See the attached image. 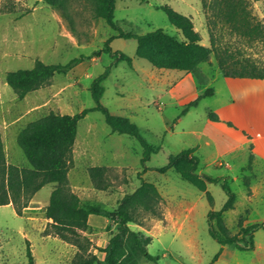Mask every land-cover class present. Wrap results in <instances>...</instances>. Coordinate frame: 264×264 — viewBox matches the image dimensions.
<instances>
[{
    "label": "rangeland",
    "instance_id": "rangeland-1",
    "mask_svg": "<svg viewBox=\"0 0 264 264\" xmlns=\"http://www.w3.org/2000/svg\"><path fill=\"white\" fill-rule=\"evenodd\" d=\"M215 0H116L115 20L125 31L145 33L162 28L182 37L163 6L192 17L203 43L214 39L222 51L249 58L264 67V36L250 39L232 30L213 6ZM251 17L264 26V0H243ZM95 0H69L64 15L43 0H0V128L9 162L29 166L18 144L19 130L50 112L76 114L95 106L91 86L109 66L101 102L117 115L136 123L148 142L160 147L144 164L143 146L134 136L113 132L105 116L92 110L79 121L71 153L69 184L83 201L116 209L142 178L153 182L162 195L160 215L138 209L129 226L149 239L148 250L157 261L137 255L139 264H264V228L254 232L255 247L240 250L222 245L210 233L209 212L221 210L228 200L226 180L236 193L235 207L223 221L230 234L264 222V155L254 154V144L264 145V79L228 78L214 54L194 71L153 66L137 56L134 38H113L114 52L133 58L116 62L102 52L87 58L65 73L54 75L44 86L19 99L6 82L8 71L29 69L37 60L65 64L81 55L92 56L116 31L96 15ZM208 88L205 96L186 113L188 102ZM218 115L215 121L211 115ZM231 122L232 125L229 123ZM194 148L200 160L198 172L220 178L207 182L201 191L171 167L172 155ZM107 166L109 187H96L89 168ZM146 169H145V167ZM53 184L34 194L23 215L12 204L0 205V264H29L27 241L36 264H77L81 250L58 235L48 234L45 213ZM216 228L217 219L213 220ZM114 221L92 214L82 234L91 246L85 255L101 259L113 235ZM220 253L218 259L215 256Z\"/></svg>",
    "mask_w": 264,
    "mask_h": 264
},
{
    "label": "trees",
    "instance_id": "trees-1",
    "mask_svg": "<svg viewBox=\"0 0 264 264\" xmlns=\"http://www.w3.org/2000/svg\"><path fill=\"white\" fill-rule=\"evenodd\" d=\"M47 4L59 9L64 15L69 0H43ZM116 0H95V12L103 18L115 31L106 40L105 46L93 53L92 56L81 55L62 64H48L37 60L35 66L29 69L8 71L6 82L11 85L19 99L44 86L54 75L65 73L87 58L107 52L115 55L117 61H127L130 65L133 58L123 52H114L110 42L113 38H134L137 41V56L147 59L153 66L165 69H178L192 72L201 63L208 61L215 55L224 76L228 78H257L264 79V67L249 58H236L228 51L220 50L211 39V44L203 43V36L195 28L191 16L186 15L170 6H163L170 22L178 29L181 38L171 35L162 28L145 33L125 31L115 20ZM213 6L217 15L222 17L232 30L250 39L264 36V26L255 21L243 0H215ZM109 66L99 75L91 86L95 106L84 108L76 114L50 112L28 122L17 135V141L22 148L29 166H21L8 161L5 143L0 128V205L12 204L18 215H23L24 209L39 190L46 184L52 183L45 213L50 219L48 234L58 235L63 240L76 245L81 252L77 254V264H139L137 255L149 260L157 261L158 257L148 250L149 239L141 231L133 230L130 222H135V212L138 209L160 215L161 192L153 183L142 178L140 185L131 193H127L116 209H108L94 202H85L72 190L69 184L70 158L78 134L79 121L92 110H98L105 116L106 123L113 132L134 136L143 146L142 162L145 164L152 154L160 147L154 146L146 140L139 126L129 117L112 113L102 104L101 99L105 91L104 79L110 74ZM214 94L213 88H208L195 99L188 102L183 110L186 113L190 107L198 105L205 96ZM211 118L219 120L218 115ZM231 125L232 123L229 122ZM194 148L172 155L169 162L158 170L165 172L174 167L181 176L198 187L207 191V182H219L220 178L201 175L198 172L199 158L193 154ZM145 167V166H144ZM146 169V167H145ZM107 166H91L89 173L96 187H109L107 180ZM228 193V200L221 210L209 212L211 235L222 245H234L240 250H251L255 247L254 232L258 227L264 228V222L249 225L242 234H230L223 221L225 211L235 207L237 195L226 180L222 183ZM103 215L119 226V231L111 237L105 247L101 259L96 254L85 255L91 241L82 234L89 226L90 215ZM217 219L216 228L213 220ZM27 256L29 264H36L35 258L27 241ZM220 253L215 256L218 259Z\"/></svg>",
    "mask_w": 264,
    "mask_h": 264
},
{
    "label": "crops",
    "instance_id": "crops-1",
    "mask_svg": "<svg viewBox=\"0 0 264 264\" xmlns=\"http://www.w3.org/2000/svg\"><path fill=\"white\" fill-rule=\"evenodd\" d=\"M253 150H254V154H261V155H264V145H263V147H262L261 149H259V148L257 147V145L254 144V148H253ZM263 158H264V157H263Z\"/></svg>",
    "mask_w": 264,
    "mask_h": 264
}]
</instances>
